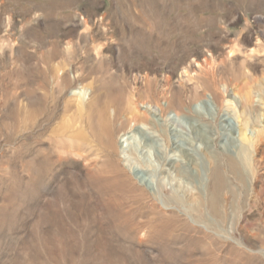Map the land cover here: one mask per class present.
Masks as SVG:
<instances>
[{
    "label": "rangeland",
    "instance_id": "374dc122",
    "mask_svg": "<svg viewBox=\"0 0 264 264\" xmlns=\"http://www.w3.org/2000/svg\"><path fill=\"white\" fill-rule=\"evenodd\" d=\"M146 103L208 135L187 172ZM0 264H264V0H0Z\"/></svg>",
    "mask_w": 264,
    "mask_h": 264
},
{
    "label": "bare ground",
    "instance_id": "6f19581e",
    "mask_svg": "<svg viewBox=\"0 0 264 264\" xmlns=\"http://www.w3.org/2000/svg\"><path fill=\"white\" fill-rule=\"evenodd\" d=\"M146 104H147V106L145 107L146 108L145 112L148 113L149 117H142V116L138 117V115H137L135 117L134 126L130 127V131H128L127 134L129 135L134 131H137L140 134L142 133L143 134L142 141H144V145H150V146H154L155 142L158 139L157 137L163 136L162 138L167 145L168 152L172 151V150L177 151V152L181 153L185 158L183 160H181V159H177V158H169L167 156L165 158V160L161 161V162L166 161L165 164H169L175 168L178 167L179 170L181 168L182 172H187V170H189V167L191 166V164L194 161V159H193L194 156L196 154H198V151L200 150V149L198 150V147L196 146L195 141L196 140H203V138L206 139L208 136V135L205 136L206 134H204L201 130L198 129L199 125H200V123L198 122L199 120L193 119L190 115L191 114L190 112H188V114H182L181 109H180V113L177 110L174 115H170V116L165 115L164 113H165L167 107L169 106V103H166L165 105H161L159 103L160 105H154V106L151 103H146ZM153 108H154V110H153ZM240 111H241V114L243 117L242 124L236 129L238 134H239L240 142L242 144H246V145L254 143V139L258 140L261 133H260V130H258L259 128L256 129L257 131L255 130V135L250 136L247 133V128L250 124V115L248 113L249 112L248 111V103L246 101H244V104L241 105ZM103 113H106V112H103ZM107 113H109V112H107ZM106 114H104L106 119H110L112 117V115H110V114L106 115ZM212 116H214V115H212ZM185 117L188 119H190V118L193 119V121L191 123L192 127H193L191 130L193 136H190V137H189V135L186 136L185 132L180 129V127L182 126L180 120H181V118H185ZM136 122H140L141 124L139 126H137ZM109 126L112 127L111 125H109ZM147 127H148V129H153L154 131L149 132ZM104 130L106 131V129H104ZM230 130H232V129H230ZM105 131H104V133H105ZM155 132H159V134H156ZM107 133H108L107 136H105V137H107L106 141H108L107 146L110 148L112 147L115 149H119V145H118V143L114 137L116 131L110 130ZM101 134H103V132H101ZM131 137H133V135L128 136L127 139H130ZM161 137H159V139H162ZM210 148H211L210 146H207L204 149L205 151L203 152V154H209ZM167 150L164 149V151L166 153H167ZM164 156H165V153L161 156V158L164 159ZM180 160H181V162H180ZM143 171H144V169H142V168H136L135 169V173H136L138 180L140 181L141 185L146 186L147 188L152 189V191H154L155 188L153 186V183L145 177V173ZM213 174H214V183H213L214 185L213 186L215 187L213 192H215L216 191L215 189H217V186H219L221 184V182L223 181V178L221 176L220 171L217 168H215ZM217 202L218 201L216 200V198L212 197L210 206H211V209H213L216 212L219 209ZM162 207H164L166 209L170 208V207H167L165 205H162Z\"/></svg>",
    "mask_w": 264,
    "mask_h": 264
}]
</instances>
